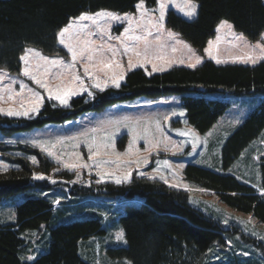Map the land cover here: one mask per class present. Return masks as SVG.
<instances>
[{
	"label": "trees",
	"instance_id": "1",
	"mask_svg": "<svg viewBox=\"0 0 264 264\" xmlns=\"http://www.w3.org/2000/svg\"><path fill=\"white\" fill-rule=\"evenodd\" d=\"M140 0H0V68L15 73L22 67L19 59L28 47L48 55L65 54L58 45L57 33L70 18L81 13L108 9L119 13L135 11ZM149 7L157 0H145ZM198 16L187 20L173 10L167 13V25L203 51L216 34L221 20L230 21L237 31L251 40L264 32L263 0H195ZM234 95L259 93L264 96V61L255 66L217 64L205 60L196 68L175 67L169 71L148 75L141 69L130 72L119 88L97 91L92 98L77 96L69 107L46 101L36 117L11 118L0 115V130L11 135L46 124L61 123L79 115L99 111L116 102L139 96L158 97L179 95L187 121L204 133L212 128L228 108L223 99L211 98L210 93ZM55 105V107L53 106ZM264 130V97L226 140L222 148V166L229 168L251 142ZM37 155L38 164L25 157H16V168L0 172V201L33 187L50 185L34 181V174H49L54 163L40 150L26 147ZM262 187L264 189V154L261 157ZM62 175L72 177L63 172ZM188 180L213 191L228 206L252 213L264 222V200L255 189L235 176L189 164L185 170ZM75 195H108L126 198L141 197L137 206H129L121 217L128 245L110 251L127 257L133 264H215L214 257L225 245V230L221 222L206 215L189 203L186 191L172 188L159 180L134 175L129 183H95L90 187L75 185ZM15 223L0 224V264H89L79 255V241L104 234L99 218L90 217L67 224H53V204L47 198L32 197L15 208ZM49 229L48 249L35 260L21 258L27 252L26 231ZM255 242L254 239H248ZM256 246L259 243H255ZM243 246V245H241ZM213 249V252H211ZM219 251V252H218ZM259 259V257H257ZM250 259L246 264H264V259ZM231 263L235 262L231 257ZM233 261V262H232ZM236 264V263H234Z\"/></svg>",
	"mask_w": 264,
	"mask_h": 264
},
{
	"label": "rangeland",
	"instance_id": "2",
	"mask_svg": "<svg viewBox=\"0 0 264 264\" xmlns=\"http://www.w3.org/2000/svg\"><path fill=\"white\" fill-rule=\"evenodd\" d=\"M181 2L182 0H176L175 4L169 3L166 9L164 29L161 34V41L166 46L158 53L163 59L152 58L151 63H138L140 58L133 55L132 61L137 66L129 69L127 64L128 56L123 53V46L120 42L115 40V37L122 36L124 29L129 26L127 20L110 22L109 34L113 37L112 40H107L106 38L101 39L99 33L90 38L95 42V45L104 44L106 48L108 44H112L121 49L115 57L107 51L103 54L106 60L113 62L112 69H106L104 72L97 73L101 78V82H108L109 86L106 89L111 87L116 88L112 85L110 78L113 73L119 74L122 70L124 72V79L120 82V86L125 82L127 75L136 69H141L146 74H156L169 71L175 67L191 68L188 65L195 63L196 57L202 59V62L197 67L205 60L216 62L217 58L228 61L227 63H220L221 65L240 64L255 66L264 61H258L253 65L251 63H243L236 59L237 57L244 56L251 49L245 47L242 42L234 40L227 28L217 32L219 24L216 27L215 36L209 39L212 42L211 55L205 51L209 47V41L202 52L197 50L179 32L170 28L166 23L169 10H173L178 15L190 21L197 18L198 10L197 15L191 19L184 16L176 6ZM194 2L198 3L195 0ZM144 4L148 10L157 9V11L151 13V23H149L148 14H145L142 20L140 19V10L136 7L135 11L124 13L108 9H101L96 12L108 11L120 16L129 14L133 17L131 21L133 33L131 34H146L144 31L146 29L152 32V35L148 36V39L155 40L156 28L153 25L156 23V18L159 15V0L152 7H149L145 0ZM82 23L89 26V31H96L92 21H84ZM98 23L106 27L109 26L105 23V20H99ZM137 24L140 25L139 28H137ZM169 31L176 33L177 36L175 39L181 41V43H175L173 40H169ZM233 31L237 34L242 33L234 27ZM244 36L250 44H256L258 41L264 43V41L260 40V37L257 40H251L245 34ZM85 38H87L86 35L81 34L80 39L83 40ZM66 39H69L73 43L76 42L75 36L70 38L66 37ZM58 45L64 49L65 54L48 55L38 48H28L36 49L43 56L49 58H63L65 62L70 61L71 57L66 47L59 43ZM186 46H190L194 50L195 55L191 59H189V56L192 54ZM140 47H143L142 42ZM173 47L176 48V51H172ZM255 54L259 55V50ZM181 60L183 63H179ZM116 61H119L123 67H117L115 64ZM30 62L32 64L33 74L37 75L40 79L46 80L50 86L61 85L63 88H72L77 92L76 95L69 98V104L74 97L85 95L88 98H92L97 91H101L94 87L91 77L84 75L80 62L76 65L78 69L76 74L81 75L83 79V85L87 89L84 92L79 90L81 86L80 81L74 80L71 74H66L62 79H55V73L62 71L61 69L52 67L45 74L43 61L30 56ZM169 62L172 63L171 67H168ZM152 64H155L157 68L162 67L164 70L153 71ZM37 65H40V67L37 68ZM4 70L17 83L11 84V80L8 78H5L0 83V87L5 88L3 92H0V108H14L23 111L39 104L40 112L46 101H52L58 106L65 107L54 98L50 99L47 91L37 85L30 77L23 76L21 70L15 73L7 69ZM21 81L27 85L23 93H20ZM5 86H9L12 91H9V87ZM16 93L20 94L16 95ZM34 93H39L42 100H38ZM89 93L92 95L90 96ZM208 96L228 101L229 106L212 128L204 133L197 131L187 121L182 100L179 95L175 94L158 97L139 96L113 103L99 111L85 112L72 120L46 124L27 131H18L11 135H7L0 130V172L16 168L18 166V163L14 161L16 157H25L31 163H33L31 158L35 157L36 162L33 164L37 165V155L25 150L26 147H30L33 150H40L42 154L54 163V167L49 174L37 172L33 177L34 181L45 182L50 187L29 188L0 201V224L7 225L15 223L17 220L15 208L24 200L32 197L47 198L53 204L54 225L67 224L90 217L100 219L105 233L79 241V255L85 261L89 264H126V262L133 264L129 258L112 255L110 251L127 247L128 241L121 217L126 213L129 206L141 204L143 198L139 196L126 198L101 194L85 196L73 194L77 191L75 185L79 187H90L92 184H97V181L101 180L97 172L104 173V178L100 183H116L115 176H122L131 170V180L134 175L148 179H151L149 178L150 176L155 175L156 179L152 180L162 181L168 186L180 185L178 188L170 187L186 191L191 206L206 215L215 217L221 222L223 228L228 231L224 235L225 245H223V250L220 248V253L213 256L215 264H246L250 259H254L255 257L263 260L264 239L262 237H264V222L260 221L252 213H244L228 206L213 191L188 180L185 176V170L189 164H194L219 173L233 175L242 183L253 187L264 200L261 173V157L264 154V130L257 139L249 144L229 168L224 169L222 166L223 145L228 137L258 108L264 96L259 93L234 95L222 92L210 93ZM173 113H176V115H173ZM180 113H183V115H180ZM0 115L11 118H33L38 114L31 113L30 117L8 116L6 113H0ZM108 120L118 121L119 123H103ZM91 129H96V131L93 132ZM85 131H87L86 137L77 135ZM185 131L190 134L182 135ZM191 133H194L196 138ZM33 139L40 140L42 147L33 145L30 142ZM158 141L160 143L157 149H149V142L156 143ZM88 144L93 145V151L98 147L100 155L89 159ZM129 145H131V150H129ZM143 157L148 158L147 164L143 162ZM137 160H140L139 165L135 163ZM94 161H109V163H100L98 166ZM129 161L133 163H128ZM164 161H169L170 163L164 164ZM85 163L90 165V167H83L82 165ZM72 164H76L78 167H66V165ZM154 169H158L159 171L154 172ZM63 172L72 174V177L62 175ZM140 173H144L145 175H140ZM41 174L46 178H35L36 175ZM161 176L167 179V183L160 178ZM47 177H51V179H47ZM52 180H55L56 183H52ZM73 181L75 182L73 183ZM122 183H129V181ZM55 201H59V203L57 204ZM249 218H251L250 223H248ZM225 220L228 221L227 224L224 223ZM121 230L124 231L126 243L116 240V234ZM22 236L26 237L28 241L27 252L21 253L22 259L32 261L47 251L50 233L46 226H42L39 230L26 231ZM249 238L254 239L255 242L249 241ZM255 243H259V245L256 246ZM211 252H213V249H211ZM29 257H34V259H28ZM229 257L235 262L232 261L233 263H231L228 260Z\"/></svg>",
	"mask_w": 264,
	"mask_h": 264
},
{
	"label": "snow or ice",
	"instance_id": "3",
	"mask_svg": "<svg viewBox=\"0 0 264 264\" xmlns=\"http://www.w3.org/2000/svg\"><path fill=\"white\" fill-rule=\"evenodd\" d=\"M169 3L175 4L176 0H159V7L158 12L159 15L156 18V23L153 25L156 28V36L155 40H149L148 36L152 35L151 31L144 30L146 34L141 35H135L131 34L133 33L132 28V16L129 14H124V16H120L113 12L108 11H100L96 12L94 14L89 13H81L78 17L70 18L68 24L64 26L62 29L59 30L57 33L58 36V43L60 45H63L66 47L67 52L70 54V61L65 62L63 58H49L46 56H43L38 50L33 48H26L24 51V54L20 56V60L23 62V67L21 69L22 75L30 77L32 80L35 81L37 85H39L41 88L45 89L48 93L49 98H54L56 101H59L61 105L65 107H69V98L73 95H76L77 92L74 91L72 88H63L61 85L56 86H50L49 83L46 80L38 78L37 75L33 74L32 70V64L30 62V56L33 58H38L39 60L44 62V73L47 74L49 72V69L52 67H56L58 69H61L62 71H57L54 75L55 79H62L66 76V74H71L72 78L76 81H80V91L84 92L87 89L83 85V79L81 75L76 74L78 72V69L76 67L77 63L80 62L82 64L83 73L85 76L91 77L94 83V87L96 89H100L103 91L106 89L109 85L107 81L101 82V78L97 73L104 72L106 69L110 70L113 67V62L111 60H106L104 58V52H110L113 57H115L121 49L118 48L115 45L108 44L105 48L104 44L101 45H95V42L91 40L90 38L97 33H99L101 39H107L112 40L113 37L109 34L110 30V22L111 21H122L127 20L129 23V26L124 29V33L122 36H116L115 40L119 41L120 44L123 46V53L127 54V64L129 69L136 67L137 65L133 63L132 56L135 55L136 57L140 58L138 60V63H151V59H163L162 56L158 55L159 52H161L165 48V44L161 41V34L162 30L164 29V18L166 15V9L169 5ZM179 10L183 13L184 16L188 17L189 19L195 17L197 15V10L199 8V4L194 2V0H182V2L178 5H176ZM135 7L140 10V19L142 20L145 16V14L149 15V23L152 22L151 20V13L157 11V9H151L148 10L145 7L144 0H140L139 3L135 5ZM99 20H105V23L109 25L108 27L101 25L98 23ZM84 21H92L95 25L96 31H89V26L87 24H84L82 22ZM140 25L137 24V28H139ZM233 25L228 20H221L217 27V32H219L221 29L227 28L232 38L238 42H242L245 47H248L251 49L250 52L246 53L244 56L237 57L236 59L240 60L243 63H251L255 65L258 61L264 60V43L257 42L256 44H250L247 41V38L244 36L243 33H235L233 31ZM81 34H85L87 38L81 40L80 36ZM72 36L76 37V42H70L69 39H66V37L70 38ZM177 34L173 33L171 31L168 32V39L173 40L175 43H181V41L176 40ZM260 40L264 41V33L260 34ZM131 41V43H129ZM143 44V47H140V44ZM188 48V51L192 54L189 56V59L192 58V56L195 55L194 50L191 49L190 46H186ZM211 47L212 42L209 41V47L205 49L206 52L211 55ZM259 50V55H256V51ZM172 51H176V48L173 47ZM99 54V55H98ZM202 62V59L199 57H196L195 63H191L188 66L191 68H196L198 64ZM226 60H221L219 58L216 59V63H227ZM179 63H183V61H179ZM117 67L122 68L123 66L119 63V61L115 62ZM172 63L169 62L168 67H171ZM40 67V65H37V68ZM153 71H163L164 69L157 68L155 64H152ZM151 75V73H148ZM5 78H8L11 80V84H16L17 81L15 79H12L8 72L4 69H0V83L4 81ZM111 83L114 87L119 88L120 82L124 79V72L123 70L119 73H113L111 76ZM9 87V86H5ZM27 87L22 81L20 82V93H23L24 89ZM5 90L4 87H0V92H3ZM9 91H12V89L9 87ZM31 91V89H29ZM20 93H16V95H19ZM34 95L37 97L38 100H42V97H40L39 93H34ZM91 96L92 94L89 93ZM94 98V97H93ZM55 107V105H53ZM39 104H36L34 107L27 109V110H16L14 108H0V113H6L8 116H24V117H30L31 113H39ZM173 115H176V113H173ZM180 115H183V113H180ZM103 123L106 124H118V121H112L108 120ZM91 131L95 132L96 129H91ZM190 133L185 131L182 133V135H189ZM78 136H87V131L81 132L77 134ZM194 138L195 134L191 133ZM64 139V138H60ZM71 139V138H69ZM29 142V141H25ZM33 145L41 146L42 143L38 139H33L30 141ZM159 141L156 143L149 142V149H157L159 147ZM167 147V145H166ZM175 147V146H173ZM129 150H131V145H129ZM88 151L90 153L89 159H93L95 156L100 155L99 148L97 147L95 151H93V145L88 144ZM123 155V154H118ZM33 163L36 162V158H31ZM143 162L145 164L148 163V158L143 157ZM99 166L100 163H109V161H101L96 162ZM128 163H133L132 161H129ZM137 165L140 164V160L135 161ZM164 164H169V161H164ZM85 168L90 167L88 164L82 165ZM66 167L76 168L78 165L72 164V165H66ZM182 167V165H181ZM158 169H154V172H158ZM97 175L101 177V180L104 178L103 172H97ZM131 170L127 171L122 176H115V182L117 184H120L125 181H131ZM140 175H145L144 173H140ZM36 179H45L46 177L44 175H36ZM151 179H156V176H150ZM161 179L165 180L167 183V179L163 176L160 177ZM47 179H51V177H47ZM101 180H98L97 183H100ZM75 181H73L74 183ZM52 183H56L55 180H52ZM90 183V182H89ZM172 187H180V185H170ZM262 193H264V190H262ZM55 203H59V201H55ZM251 222V218H249L248 223ZM225 224L228 223L227 220L224 221ZM264 239V237H262ZM116 240L123 241L126 243L125 240V234L124 231L121 230L116 234ZM230 243V241H229ZM247 255V253H245ZM28 259H34V257H29ZM126 264H131V262H126Z\"/></svg>",
	"mask_w": 264,
	"mask_h": 264
}]
</instances>
